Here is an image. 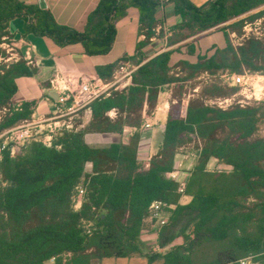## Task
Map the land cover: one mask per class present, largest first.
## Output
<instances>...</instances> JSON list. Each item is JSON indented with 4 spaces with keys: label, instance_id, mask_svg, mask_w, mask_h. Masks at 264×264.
<instances>
[{
    "label": "trees",
    "instance_id": "16d2710c",
    "mask_svg": "<svg viewBox=\"0 0 264 264\" xmlns=\"http://www.w3.org/2000/svg\"><path fill=\"white\" fill-rule=\"evenodd\" d=\"M168 1L179 21L168 28L165 48L146 58L142 49L164 33L156 18L164 0H98L81 31L58 23L37 3L0 0V43L3 36L12 37L9 22L18 18L23 36H45L60 47L80 44L88 56L104 55L113 46L116 22L129 8L137 10V33L143 36L132 55L79 77L107 81L119 62L135 66L126 87L88 104L86 124L75 121L49 144L31 140L16 143L13 154L0 153V264H100L135 254L160 264H239L247 256L264 264V137H254L264 107L223 109L208 103L237 91L224 82L225 74L264 72L263 39L249 35L233 44L229 38L231 32L242 34L245 21L264 14V9L252 13L264 0ZM213 28L223 33L225 47L193 64L181 61L178 69L168 65L180 43L189 40L185 45L192 54L194 41ZM36 73L35 64L23 59L0 72V108H9L0 130L30 119L35 100L15 105L10 99L15 79ZM200 73L210 78L198 79ZM165 85L172 86L175 101L157 152L140 161L141 111L154 107ZM195 86L197 92L185 99ZM111 109L114 117L107 114ZM124 127L135 128L126 142L94 147L84 140L86 133H121ZM192 143L196 161L183 192L190 200L181 204L179 180L172 176L175 155ZM79 189L80 205L74 208ZM154 201L164 203L169 216L157 231V249L143 252L140 235Z\"/></svg>",
    "mask_w": 264,
    "mask_h": 264
},
{
    "label": "crops",
    "instance_id": "0c3cea01",
    "mask_svg": "<svg viewBox=\"0 0 264 264\" xmlns=\"http://www.w3.org/2000/svg\"><path fill=\"white\" fill-rule=\"evenodd\" d=\"M22 1L37 3L41 8L49 10L58 23L78 31L84 28L88 13L98 2V0ZM190 1L196 5H200L206 0ZM156 18L160 21V25L164 32H168V28L179 21V18L173 12L172 3L168 0H164L163 4L158 7ZM22 25V20L16 18L9 22L8 28L14 38L18 52L22 57L31 58L37 68V73L35 76H19L15 79L16 91L12 95L10 101L11 104L17 105L23 101L35 100L33 113L30 119L47 116L53 111L57 93L49 88L48 79L55 68H58L62 73L65 72L67 76L70 77L72 83L77 85L81 81H79L80 76L94 75L97 65L112 63L120 59L123 55H132L135 50L136 42L143 37L137 33L138 16L135 8H129L127 14L116 22V36L113 46L111 50L104 55L88 56L84 54L80 44L60 47L45 36H36L33 34L23 36ZM160 25L157 27H160ZM216 31L221 30L219 28H213L201 34L194 41V53L192 54L187 52L185 45V42L189 40L180 43L178 48L171 53L168 65L172 69H178V63L181 61H187L193 64L197 61L198 56L205 55L209 57L216 48L225 47L226 43L223 33L221 32L222 39H219V37H214L213 35ZM233 35L234 32L229 33V38L231 42L235 44L230 37ZM164 48L165 40L162 36H157L150 40L149 44L142 49V54L146 58H150ZM203 75L204 73H200L197 78ZM171 89V85L163 86L158 92L154 107L150 111H147L146 105L142 108V122L144 118H148L151 121V126L148 128L140 127V140L137 149V159L140 161H147L159 148L169 105L172 101H175L174 97H172ZM193 89H189L187 95H191L189 92L193 91ZM184 98L187 99L186 95H184ZM109 112L111 113L110 115ZM107 114L109 117H114L115 110L111 109ZM80 116L78 120H80L82 124H86L91 117L86 111H82ZM149 128H151V130L143 136V131ZM134 131L135 128L133 127H124L121 133H86L84 135V140L90 146L101 147L117 141L126 142L127 137ZM182 157L183 166L175 171L174 177L186 182L189 172L195 164L196 158L193 155H183ZM189 200V196L181 194L179 203L186 204ZM140 239L143 242L144 248L146 244H149V246L156 244V235L150 223L146 222V229L141 233ZM143 252H145V249ZM118 259L124 261L122 263L115 261ZM146 260L147 258L144 254H135L125 258L102 259L100 264H138Z\"/></svg>",
    "mask_w": 264,
    "mask_h": 264
},
{
    "label": "built area",
    "instance_id": "2783aa9c",
    "mask_svg": "<svg viewBox=\"0 0 264 264\" xmlns=\"http://www.w3.org/2000/svg\"><path fill=\"white\" fill-rule=\"evenodd\" d=\"M155 30L158 32L159 27H156ZM167 35L168 32L163 33L162 37L164 40ZM154 37H151L150 40L154 39ZM0 47L3 51V53L0 54V72L20 59L30 64L34 63L30 57L21 56L13 37L3 36ZM134 68L135 66L128 61H121L114 69L109 80L82 79L77 85L72 83L69 76L64 75L58 68H55L48 79L49 88L57 93L53 111L47 116L37 119H24L15 126L1 129L0 153L7 149L13 154L16 143L24 145L31 140H39L45 144H49L54 135L60 133L62 130L70 129L74 125V117L80 118L82 111H86L91 116L88 104L93 99L100 96H108L112 91L126 87ZM209 78L210 76L204 73V75L198 79L206 81ZM224 82L236 86L237 91L226 97H216L208 100V103L223 109L232 104H238L239 106L247 105L250 99L259 100L264 88L263 76L257 72H249L246 70L241 73L225 74ZM197 90L198 86L193 89V92H197ZM189 96L190 95H186V98H189ZM7 112H9L8 107L0 108V121ZM110 114L109 112V115ZM150 126V119L144 118L140 127L148 128ZM180 151L175 155V166L172 176L175 175V171L183 166L182 156H188V154L185 153L179 154ZM190 155L196 157L195 154ZM184 186L185 181L179 180V193L183 194ZM82 193V189H79L74 198V208L79 207ZM168 216L169 211L165 209L164 203L161 201H154L148 207L145 221L150 223L155 235H157L158 229L167 222ZM144 231L145 230L142 232ZM150 247L152 249H157L156 244ZM238 262L239 264H262L260 261L253 260L250 256L243 257L239 259Z\"/></svg>",
    "mask_w": 264,
    "mask_h": 264
},
{
    "label": "rangeland",
    "instance_id": "374dc122",
    "mask_svg": "<svg viewBox=\"0 0 264 264\" xmlns=\"http://www.w3.org/2000/svg\"><path fill=\"white\" fill-rule=\"evenodd\" d=\"M261 9H264V5L259 7V8L254 9L252 11V13H256L257 11H259ZM241 31H242V34L240 36H237L235 33H234L233 36H230L235 44L238 43V42H241L244 39V37H247L249 35L257 36L260 39L264 40V14L262 16L258 17V18H255L252 22L245 21L244 24L242 25ZM213 35H214V37H219V39H222L221 31H216V32L213 33ZM257 73L263 76V86H264V72H257ZM248 105H261V106L264 107V88H263V92H262V94L260 96V99L259 100L250 99L248 101ZM78 119H79L78 117H74L73 120L77 121ZM150 130H151V128L145 129L143 131L142 135L145 136L146 133H148ZM254 137H264V116L260 119V121L258 123V129H257ZM184 153L188 154V155L194 154L195 153V151H194V143H192L189 146L185 147L183 150L180 151L179 154H184ZM144 249H145V251H149L152 248L149 246V244H146V247ZM109 261H112V260H109ZM115 261H118V262L122 263L124 260L118 259V260H115ZM45 264H51V263L50 262H46ZM138 264H159V261H155V262L149 263L146 260V261H143V262L138 263Z\"/></svg>",
    "mask_w": 264,
    "mask_h": 264
}]
</instances>
